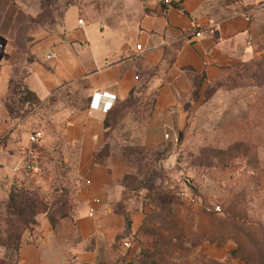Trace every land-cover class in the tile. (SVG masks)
<instances>
[{
    "label": "crops",
    "instance_id": "1",
    "mask_svg": "<svg viewBox=\"0 0 264 264\" xmlns=\"http://www.w3.org/2000/svg\"><path fill=\"white\" fill-rule=\"evenodd\" d=\"M171 2L162 6L147 0L123 28L86 16L77 22L75 0L62 7L56 26L34 17L32 0H0V202L15 182L33 187L49 180L46 186L52 185L54 178L44 170L24 177L22 166L15 168L31 147L33 128L42 132L34 149L43 167L54 164L58 173L51 178L67 187L73 201L66 214L35 216L33 238L21 235L15 264L90 262L98 251H113L118 239L137 232L142 211L123 195L124 184L105 162L94 159L96 148L110 138L105 117L131 93L148 92L140 144H175L194 108L188 105L193 91L264 48V0ZM209 18L217 21L213 32L188 36L192 26ZM16 83L30 90L35 101L10 106ZM102 91L114 97L108 108L95 103ZM165 125L175 129L176 142L164 140ZM174 155L170 151L164 160ZM57 163L65 165L62 173Z\"/></svg>",
    "mask_w": 264,
    "mask_h": 264
},
{
    "label": "rangeland",
    "instance_id": "2",
    "mask_svg": "<svg viewBox=\"0 0 264 264\" xmlns=\"http://www.w3.org/2000/svg\"><path fill=\"white\" fill-rule=\"evenodd\" d=\"M32 1L34 17L56 26L62 7L70 0ZM75 1L78 17L123 28L147 2ZM18 92L10 93L9 105L15 109L24 101H35L21 87ZM149 102V93L139 92L115 104L104 120L110 138L95 150L124 184L123 195L142 211L141 226L128 236V245L118 239L113 251L102 249L90 262L67 264H121L129 259L133 264H246L242 256L249 246L264 253V48L225 76L193 91L188 105L194 108L188 110L175 144L167 141L157 148L140 144ZM195 109L199 113L193 115ZM109 142L113 145L108 146ZM170 151L175 157L166 162ZM36 155V167L21 168L24 177L41 175L44 170L54 179L50 186H46L49 180L33 187L15 182L10 189L13 203L0 202V264H15L17 243L27 233L29 218L43 212L53 219L66 214L73 204L67 187L55 182L54 175L51 178L58 173L54 164L48 162L44 168ZM57 164L62 173L65 165ZM179 176L189 179L201 204L184 203L168 188ZM157 193L160 202L155 199ZM32 195L40 198L43 207L33 216L29 211L33 202L27 200ZM22 202L26 206L21 217L16 216ZM216 203L221 207L218 213L202 205ZM229 249L236 250L234 255Z\"/></svg>",
    "mask_w": 264,
    "mask_h": 264
},
{
    "label": "built area",
    "instance_id": "3",
    "mask_svg": "<svg viewBox=\"0 0 264 264\" xmlns=\"http://www.w3.org/2000/svg\"><path fill=\"white\" fill-rule=\"evenodd\" d=\"M158 2L169 5L171 0H157ZM245 18H248V16H245ZM82 18L78 17L77 22H81ZM217 21L213 18H209L208 21L205 24L200 25H194L192 26V29L190 30L188 36H199L203 32H213L216 28ZM135 47L138 48L139 44L136 43ZM111 95L105 91H102L98 94H96L95 97V103L96 105H100L102 108H108L113 103V98L110 97ZM163 138L166 141H173L176 142L178 140L177 133L175 129L171 125H165L164 131H163ZM41 137V131L39 129H33L28 133V140L31 142L37 143ZM36 150L33 148H27L25 149L20 157L19 161L17 162L15 168H18L20 166L22 167H36ZM168 186L173 190L175 195L184 203H190V204H201L198 195L193 191L191 186L189 185V179L184 176L176 177L175 179L171 180L168 183ZM95 201H98V198L94 199ZM205 209L212 210L215 212H220L221 207L219 204H202ZM92 206H90L88 210V214L92 213ZM123 245H128L129 241L127 239L122 240Z\"/></svg>",
    "mask_w": 264,
    "mask_h": 264
},
{
    "label": "trees",
    "instance_id": "4",
    "mask_svg": "<svg viewBox=\"0 0 264 264\" xmlns=\"http://www.w3.org/2000/svg\"><path fill=\"white\" fill-rule=\"evenodd\" d=\"M160 3V2H159ZM171 3H173V2H170V4ZM162 6H166V5H164V4H162V3H160ZM18 87H20L19 86V84H14V85H12V87H11V90H12V94L13 95H16V94H18L19 92H18ZM21 89H23V91H25V92H27V93H29L30 95H32L33 96V94H32V92L30 91V90H28L27 88H25V87H23V88H21ZM20 91V90H19ZM31 142V141H30ZM178 142V141H177ZM30 148H35L36 149V145H34V146H32L31 144H30ZM96 153L97 152H95V154H94V159L95 158H97V156H96ZM13 186H11V188H12ZM143 187H146V188H148L149 186H147V185H143ZM10 188V189H11ZM168 188L170 189V190H172L169 186H168ZM9 189V191H8V193H7V199L5 200V202H6V204L7 203H10V204H12L13 203V194H12V192L11 191H13V190H10ZM158 195V193L155 195V199H157V201H159L160 202V198H159V196H157ZM33 196V195H32ZM40 197V196H39ZM29 202H33L30 206V213L32 214V216L34 215V214H36V212L37 211H41L42 210V208L43 207H40L39 206V204L41 203V200H40V198H38L37 196H33V197H31V198H29V199H27ZM162 203V202H161ZM165 203V202H164ZM43 205V204H42ZM11 206V205H10ZM24 206H26V203L25 202H22V204L20 205H17V207H16V210H15V215L16 216H20L21 217V215H22V213H23V209H24ZM44 206V205H43ZM45 207V206H44ZM44 210V209H43ZM206 211H209V210H206ZM211 212H214V213H216L215 211H212V210H210ZM218 213V212H217ZM28 221H29V226L28 227H26L27 228V234L28 235H30L29 237H30V239H32L33 238V235H32V232L35 230L34 229V225H35V219L32 217V218H29L28 219ZM126 224H128V219H127V217H126ZM141 224H142V221H141V223H140V225H139V227L141 226ZM170 236V235H169ZM19 241H20V239H19ZM19 241H18V243H17V247H18V244H19ZM154 241H156V237L154 238ZM17 247H16V260H17ZM228 252L231 254V255H234V253L236 252V250L235 249H229L228 250ZM242 258L245 260V262H246V264H264V253L263 252H260V251H257V247H255V246H249L247 249H246V251H245V253L243 254V256H242ZM15 260V261H16ZM134 262L133 261H131L130 259L129 260H125V261H123L121 264H133ZM220 264V262H213L212 264ZM141 264H144V263H141Z\"/></svg>",
    "mask_w": 264,
    "mask_h": 264
}]
</instances>
